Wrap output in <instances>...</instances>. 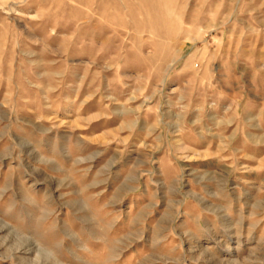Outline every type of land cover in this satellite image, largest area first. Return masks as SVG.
<instances>
[{"label": "rangeland", "instance_id": "374dc122", "mask_svg": "<svg viewBox=\"0 0 264 264\" xmlns=\"http://www.w3.org/2000/svg\"><path fill=\"white\" fill-rule=\"evenodd\" d=\"M0 264H264V0H0Z\"/></svg>", "mask_w": 264, "mask_h": 264}]
</instances>
